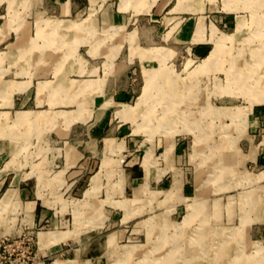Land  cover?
<instances>
[{
  "label": "rangeland",
  "instance_id": "1",
  "mask_svg": "<svg viewBox=\"0 0 264 264\" xmlns=\"http://www.w3.org/2000/svg\"><path fill=\"white\" fill-rule=\"evenodd\" d=\"M120 1L108 105L0 107V264H264V0Z\"/></svg>",
  "mask_w": 264,
  "mask_h": 264
},
{
  "label": "crops",
  "instance_id": "2",
  "mask_svg": "<svg viewBox=\"0 0 264 264\" xmlns=\"http://www.w3.org/2000/svg\"><path fill=\"white\" fill-rule=\"evenodd\" d=\"M97 1L87 0L89 6L85 9L79 0H0V107L11 109L17 106L41 107L43 109L25 110L50 112L44 107L52 109L74 106L77 110L78 107L86 108L90 104L104 107L110 103V98H106L104 94V87L106 77L109 73L113 74L111 68L119 51L114 56L115 46L111 50L109 48L102 50L107 36L96 38L94 22L91 23L87 16H82L85 11L91 13L92 10H96L94 7ZM120 2L119 9L130 6L134 12H138L142 4L141 0H128L123 6L122 0ZM154 3L155 1L149 4L146 10ZM104 17L103 28L119 27L110 24L109 20L112 21V17L108 18L106 14ZM69 25L74 26L67 29ZM76 29L85 31V35L88 32L89 38L88 34L86 37L73 33ZM70 32L73 34L72 37L68 36ZM129 37H126V41L131 42ZM122 39L124 40V37ZM122 39L118 44L122 43ZM83 43H91L92 48L88 51L91 60L100 57L98 55L101 53L106 61L100 65L88 62L90 59L77 53L78 46ZM139 50H144L148 55L151 53L150 51L147 53V48ZM138 54L148 61L139 51ZM17 111L20 110H15L14 113ZM82 115L84 113L80 116ZM122 141L124 145L127 144V139ZM113 144L109 146L111 150H114ZM117 145L122 147L121 143ZM45 146L47 143L46 145L43 143V148ZM150 152L149 161L152 164L145 165L146 152L143 162L145 167L140 165L142 169H138L143 172L144 178H151L150 168L155 164L152 150ZM64 170L57 172L63 173ZM162 174V171L156 170L152 177L157 181L162 178ZM181 182H184L183 178Z\"/></svg>",
  "mask_w": 264,
  "mask_h": 264
},
{
  "label": "bare ground",
  "instance_id": "3",
  "mask_svg": "<svg viewBox=\"0 0 264 264\" xmlns=\"http://www.w3.org/2000/svg\"><path fill=\"white\" fill-rule=\"evenodd\" d=\"M256 19H257V18H256ZM263 24H264V22H263ZM258 25H259V24H258ZM261 26H262V25H261ZM261 26H260V27H261ZM258 29H259V28H258ZM260 31H261V30H260ZM205 61H206V60H205ZM248 66H249V65H248ZM240 68H241V67H240ZM246 68H247V67H246ZM259 68H260V67H259ZM238 69H239V68H238ZM248 70H249V69H248ZM250 70H251V69H250ZM260 72H261V71H260ZM233 74H234V73H233ZM244 74H245V73H244ZM253 74H254V73H253ZM235 75H236V74H235ZM248 76H249V75H248ZM259 77H260V75H259ZM246 78H247V77H246ZM253 78H254V75H253ZM255 78H256V77H255ZM237 80H238V79H237ZM253 80H254V79H253ZM259 80H260V79H259ZM235 82H236V81H235ZM240 82H241V81H240ZM245 82H246V81H245ZM252 82H253V81H252ZM258 83H259V82H258ZM263 83H264V82H263ZM235 84H236V83H235ZM241 84H242V83H241ZM239 87H240V86H239ZM241 87H242V85H241ZM247 87H248V86H247ZM253 87H254V86H253ZM259 89H260V88H259ZM250 90H251V89H250ZM253 90H254V89H253ZM245 91H246V90H245ZM257 91H258V90H257ZM263 95H264V94H263ZM262 98H263V97H262ZM20 115H21V114H20ZM195 122H196V121H195ZM194 128H195V127H194ZM194 128H193V129H194ZM253 204H254V203H253ZM200 206H201V205H200ZM204 207H205V206H204ZM251 207H252V206H251ZM199 208H200V207H199ZM209 212H210V211H209ZM203 216H205V215H203ZM203 216H202V217H203ZM204 219H205V218H204ZM202 221H203V220H202ZM202 221H201V222H202ZM202 232H203V231H202ZM203 233H204V232H203ZM206 234H207V233H206ZM209 234H210V233H209ZM202 237H203V236H202ZM166 238H167V237H166ZM211 238H212V237H211ZM165 240H166V239H165ZM210 240H211V239H210ZM166 241H167V240H166ZM183 242H184V241H183ZM207 242H208V241H207ZM227 243H228V242H227ZM228 244H229V243H228ZM228 244H227L226 246H228ZM181 246H182V245H181ZM201 247H202V246H201ZM178 248H179V246H178ZM187 248H188V247H187ZM223 248H224V247H223ZM224 249H225V248H224ZM127 250H128V249H127ZM129 250H130V249H129ZM219 250H220V249H219ZM226 250H227V249H226ZM230 251H231V250H230ZM127 252H128V251H127ZM181 252H182V251H181ZM187 253H188V252H187ZM197 253H198V252H197ZM164 254H165V253H164ZM166 254H167V253H166ZM227 254H228V253H227ZM179 255H180V254H179ZM179 255H178V256H179ZM178 256H177V257H178ZM225 256H226V255H225ZM126 257H127V256H126ZM177 257H176V258H177ZM217 257H218V256H217ZM158 258H159V257H158ZM167 258H168V257H167ZM167 258H166V259H167ZM153 259H154V258H153ZM166 259H165V261H166ZM243 259H244V258H243ZM157 260H158V259H157ZM238 260H239V259H238ZM238 260H237V261H238ZM257 260H258V259H257ZM127 262H128V261H127ZM164 263H165V262H164ZM240 264H241V263H240Z\"/></svg>",
  "mask_w": 264,
  "mask_h": 264
}]
</instances>
